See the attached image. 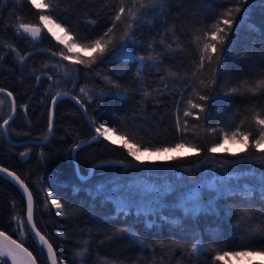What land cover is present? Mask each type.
Masks as SVG:
<instances>
[{
  "label": "trees",
  "instance_id": "trees-1",
  "mask_svg": "<svg viewBox=\"0 0 264 264\" xmlns=\"http://www.w3.org/2000/svg\"><path fill=\"white\" fill-rule=\"evenodd\" d=\"M45 3L56 5L50 13L52 18L70 29L77 43H87L98 38L111 25L119 0H45ZM125 4L139 12L138 3L125 0ZM233 6L231 0H164L162 14L156 10L138 18L135 35L140 46L133 45L129 49L136 56L161 54L159 62H148L151 66L145 67L141 76L137 77L138 64L119 54L111 59L106 55L92 67L65 60L63 64L69 66L71 73L70 78H66L58 63L61 58L51 55L64 46L50 33L44 30L36 41L27 34L15 35V29L21 22L40 25L41 12H49L35 9L27 0H0V57H3L0 60V88L13 93L18 107L16 117L8 126L9 137L15 141L44 139L49 133L51 97L62 91L81 98L87 113L97 124L106 123L117 128L118 134L124 135L142 150L173 148L177 143L199 150V154L155 163L193 165L205 156L213 155L207 152V148L215 143L220 145L226 140L225 135L230 137L237 127L257 133L258 126L253 117L259 113V118L264 119V97L246 93L229 97L231 102L224 103L223 93L245 80L249 82L245 85L247 87L264 73V9L259 5L237 14L243 15L244 19L237 20L230 33V42L225 41L226 70L216 89L221 99L208 102L210 115L206 119L203 114L200 120L183 117L191 92V88L185 90V83L198 61L205 28ZM249 16L251 22L245 23ZM89 19L95 24L89 23ZM253 24L257 26L255 30L252 29ZM123 28L124 24H118L116 41L120 39ZM161 39L164 44L160 43ZM149 43H152L155 52L147 47ZM169 43L174 52L166 51ZM11 46L18 49L19 55L26 56L24 63L19 61L17 53L11 52ZM37 75L41 76L39 82L35 79ZM48 76L52 79L49 80ZM105 76L121 84V91L126 90V98L110 94L116 89L106 83ZM204 77H208L207 71ZM164 83L168 85L167 89ZM193 86L200 87L198 81ZM81 87L85 88L87 96L80 93ZM101 91L106 93L103 98L99 95ZM257 100L261 102L257 103ZM22 105L28 106L26 114ZM10 111L11 100L0 94V118H7ZM178 114L182 122L188 120L184 133L176 130ZM212 128L217 131L212 132ZM93 135L95 133L83 111L67 97L58 99L55 106L54 133L48 142L14 146L0 134V165L15 171L32 191L37 227L53 245L59 261L62 259L65 264H162L157 254L164 252L172 258L185 255L184 264H239L242 257L224 256V253L264 250V236L260 235L264 230V199L258 184L259 164L237 161L234 165L221 168L217 162L210 161L178 177L167 171L171 175L170 184L174 186L175 194L162 209L144 212L118 208L103 193L77 185L83 181L74 171L72 149ZM21 153H28V156L24 159ZM236 154V158L260 155L258 150L251 148ZM75 155L83 176L98 162L133 161L124 146L103 138L100 142L92 141L78 148ZM220 156L235 158L228 153ZM123 168L134 171L133 168L118 165L98 166L90 179L84 182L99 175L122 171ZM210 176L219 177L218 183L227 182L230 189L214 196L197 211L176 203L175 195H184L189 187L185 184L180 186V183L176 186L175 183L182 179L183 183L199 181L201 177ZM48 189L52 190L53 199H60L64 204V217L59 216L54 207L44 206L45 190ZM203 191L210 195V191ZM245 196L251 199L247 200ZM20 216H26V201L22 192L8 179H0V229L23 241L39 264H49L44 250L35 243L30 233L21 235L17 230L14 217ZM238 221L239 227L236 226ZM125 229L137 234L144 243H136L129 234L123 233ZM196 237H202L204 244V251L199 256L193 255L190 250ZM85 242L88 254L81 262L75 254L83 250ZM154 247L158 253L153 252ZM217 255L224 258L217 261ZM6 264L10 263L7 261Z\"/></svg>",
  "mask_w": 264,
  "mask_h": 264
},
{
  "label": "snow or ice",
  "instance_id": "snow-or-ice-1",
  "mask_svg": "<svg viewBox=\"0 0 264 264\" xmlns=\"http://www.w3.org/2000/svg\"><path fill=\"white\" fill-rule=\"evenodd\" d=\"M35 9L47 10L49 14H41L39 15V20L42 22L44 28L47 29L49 33H52L53 36H56L55 32H52V28L50 25H55L57 29H60L64 32V36L68 39L65 40L60 36H56L57 41L61 45H63V49L58 52H52V57L59 56L61 59L59 60L60 67L64 70V75L66 78H70L71 73L69 71V66L64 65L63 61H74L75 64L84 65L86 67H92L98 59L105 58L108 55V58L116 55L125 56L129 61L135 62L138 64L136 76L140 77L143 69L145 67H150L151 65L148 62L157 63L161 59V54L152 55H132L129 49L135 45L137 47L140 46L139 41L135 35V27L138 23V18L140 16H147L150 12L160 10L161 14L163 11L164 0H132L133 4H139V12L129 8L125 4V0H119V5L115 9V13L111 18V25L107 28L106 31L103 32L98 38L92 39L87 43H77V40L72 37L70 29H66L61 23H57L51 16V12L55 10L56 5L53 3H45V0H27ZM233 3V7L227 8L220 17H218L214 22L208 25L204 31V42L202 48L199 49V58L196 62L195 69L191 72V75L187 77L185 83V90L191 88V92L189 93V98L187 100L186 110L183 111V117H195L196 120H200L201 114L204 115L206 119L210 113L208 112L209 101H217L221 99L220 94L217 92V86L221 82V78L226 70V55H227V45L225 44L226 40L230 42V33L233 32V25L237 23L238 19H244L242 14L244 12H248L250 8H254L256 5H259L261 9H264V0H231ZM127 18V19H126ZM251 22V16L245 20V23ZM89 23L95 24L94 20L89 19ZM118 24H124L122 35L118 41L115 40V32ZM256 25H252V29H256ZM42 28L38 26H33L28 23L21 22L19 27L15 29V35L20 36L21 34H27L33 41H36L41 36ZM161 44H164L165 41L161 39ZM179 46V45H178ZM4 47H8V45H4ZM149 49L153 48L152 43L147 45ZM166 51L171 53L174 52L172 48V44H167ZM11 52L17 53L19 61L24 63L26 60V56L19 55L18 49L15 46H11ZM3 57H0L2 60ZM213 61L215 63L213 64ZM47 67V65L45 66ZM53 67H56L54 65ZM156 70L159 71V67H156ZM207 71L208 77H204V73ZM56 74H59V68H57ZM175 75V73H171ZM36 81L39 82L41 80V76L37 75L35 77ZM48 79L51 80L52 76H48ZM161 83L164 82V77L161 78ZM104 80L107 84H110L113 88L116 89L115 92L110 93L112 96L116 98L124 99L126 98V90L124 92L121 91V84L118 81H113L110 77L105 76ZM198 81L199 88L194 87ZM74 83V81H73ZM249 82L245 80L243 83L238 85L237 87H230L227 91L223 93V101L224 103H230L231 101L228 99L229 97H233L235 95H245L246 93H251L253 97H257L258 95L264 97V73H261L259 79L255 80L254 83L248 85ZM165 89H167L168 85L164 83ZM201 90H203V94H201ZM0 93H5L7 97L11 98V111L7 118H0L2 122H0V134H6L8 130V126L10 122L14 119V115L17 111V105L15 98L13 97V93L8 91L5 88H0ZM80 93H83L87 96V92L84 87L80 88ZM100 98H103L106 93L101 91L99 94ZM68 96L67 92L61 93L57 92L55 95L51 97V107L49 108V118H48V131L52 132L53 130V116L54 109L59 99H63ZM195 97V98H193ZM77 105H79L82 109H84L85 113L87 112V108H85L84 103H81V98H77V96L70 97ZM181 99H183V93H181ZM87 102V101H86ZM260 100H257V103H260ZM25 109V114L27 112V105H22ZM255 107V105L253 106ZM260 114L257 113L253 119L258 126V132L253 133L251 131H242L239 127H237L236 131L231 133V136L225 135V139H230L233 143H242L244 144L243 152H247L250 148L258 150L260 155L255 158L252 157H241V164H259L260 171L259 176V187L261 190V198L264 199V119L259 118ZM91 125L94 128L95 135L92 136L91 141L100 142V138L104 140H112V137L117 134L118 130L115 127H109L106 123L97 124L95 119L91 120ZM243 123V121L241 122ZM188 120L184 119L183 122L181 120V116L178 114L176 118V130L178 133H184L187 131ZM212 132H216V128L211 129ZM45 140L48 139L47 136L44 137ZM120 139L123 141L124 146L128 149V155L133 156L135 159L139 160V156L137 153L140 149L135 144H129L128 140L124 135L120 136ZM80 144H76L72 149L74 153L77 148L82 146ZM114 143V141H113ZM177 149L185 147L184 143H177L175 145ZM217 147H219V143L213 144V146L207 148V152L216 153ZM145 151L148 149L145 148ZM170 148H156L155 151H170ZM194 153L199 154V150L195 147L192 148ZM227 151V150H226ZM26 155L25 153H21L23 157ZM237 154H233L235 157ZM74 162V171L77 176L80 177L81 180L85 179V177L81 176L79 173V165L75 161V157H72ZM205 161L216 160L215 156H205ZM237 161L233 160H220L218 164L221 168L225 166H231L236 164ZM10 178L11 181L15 182L16 185L19 186L23 191V195L26 197V216L14 217L16 220L17 230L21 235L25 233L33 234L34 239L38 241L40 248L46 249L48 254V259L51 264H58L57 255L53 248V245L49 242L44 234L41 233L40 229L37 227L36 220L34 218V200L33 193L29 190L27 184H25L24 180L21 179L20 176L16 175L15 172L9 171L8 168L0 167V179ZM255 180V177H253ZM253 189H246V191H252ZM53 193L51 189L45 190V207L50 208L54 207L57 210L59 216L64 217L66 215L64 211V204L60 199H53ZM247 200H250L251 197L245 196ZM50 201V204L48 203ZM239 221L237 222V227H239ZM123 233L129 234L131 238L135 239V242L138 244H143L144 241L139 238L137 234H133L128 232V230H122ZM261 236H264V230L260 232ZM191 253L195 256H199L204 251V244L202 237L194 238V242L190 245ZM88 247L87 242L83 246V250L79 251L75 254L81 262L87 258ZM235 256L236 258L240 257H251L254 255H264V250L261 251H231L225 252L224 256ZM223 256L217 255L215 259L217 261L223 259ZM7 261H10L11 264H38L37 258L33 255L28 248L24 247V242H18L15 239H12L6 232L0 231V264H6ZM59 264H65V262L61 259Z\"/></svg>",
  "mask_w": 264,
  "mask_h": 264
},
{
  "label": "rangeland",
  "instance_id": "rangeland-1",
  "mask_svg": "<svg viewBox=\"0 0 264 264\" xmlns=\"http://www.w3.org/2000/svg\"><path fill=\"white\" fill-rule=\"evenodd\" d=\"M49 27L52 28V32L56 33V36H60L65 40L68 39L64 36V32L60 29H57L54 24L50 25ZM56 36L54 37L56 38ZM120 136L121 135L117 133L112 137L111 142L114 141L115 144L124 146ZM128 143L134 144L129 140ZM244 147L245 146L242 143H233L230 141V139H226L219 145V147H217L216 153H213V155L222 157L220 154H236L241 152ZM262 147H264V145H262ZM170 149L171 150L167 152H158L155 150L145 151L140 149V151L137 153L139 160L135 159L133 156L132 157L140 163L155 164V162H168L180 156L194 154L192 147L189 146L179 149L173 147ZM25 154L26 155L23 156L24 159L28 156V153ZM231 159H236V157ZM148 174H153L154 176L160 175L162 176V179H153L152 181L150 178L151 175L149 176ZM170 177L171 175L169 176L168 173L162 174L157 170H146L141 168V171L139 170L138 172L134 173L130 169L123 168L122 171L118 170L109 174L96 176L92 180L86 182L85 186L92 192L103 193L105 196L111 199L118 208L121 207L127 209L135 208L137 210H146L149 208L154 209L156 204L166 203L173 200L175 193L174 189H172L174 186L170 184V181L172 180ZM218 179L219 177L217 176L201 177L196 183L197 186L192 187L191 190H186V193L183 192L184 195H175V197L177 196L175 198L176 203L185 206L187 209L197 211L199 208L214 198L215 194H213V192L215 193L219 186V183L217 182ZM87 180L89 179H86L85 181ZM183 180L184 179L179 180L178 183H175V185L178 186V184ZM203 189L207 190L208 192L210 191V195H206L205 191H203L205 193L204 194L202 192ZM157 255L162 262H169V264H177L179 260H184V258L182 259L181 254L175 256L174 258L165 255L164 252H161ZM256 263H264V255L242 257L239 264Z\"/></svg>",
  "mask_w": 264,
  "mask_h": 264
},
{
  "label": "bare ground",
  "instance_id": "bare-ground-1",
  "mask_svg": "<svg viewBox=\"0 0 264 264\" xmlns=\"http://www.w3.org/2000/svg\"><path fill=\"white\" fill-rule=\"evenodd\" d=\"M33 26H38V27H41L42 28V32L45 30L47 33H49L44 27H43V25H42V22H41V24L40 25H33ZM42 32H41V34H42ZM51 34V33H50ZM52 35V34H51ZM42 36V35H41ZM41 36L37 39V40H39L40 38H41ZM53 36V35H52ZM54 37V36H53ZM55 38V37H54ZM56 39V38H55ZM64 92H67V91H62L61 93H64ZM67 93H70V92H67ZM71 94H73V93H71ZM74 95V94H73ZM14 96V95H13ZM75 96V95H74ZM15 98V97H14ZM67 98H70V97H67ZM59 99V98H58ZM71 99V98H70ZM79 106V105H78ZM80 107V106H79ZM81 109V108H80ZM17 113H18V107H17V111H16V114H15V117H16V115H17ZM14 117V118H15ZM14 120V119H13ZM12 120V121H13ZM11 121V122H12ZM8 133V132H7ZM53 133H54V131H53ZM53 133L51 134V132H49L48 133V135H47V137H48V139L47 140H45V139H42V140H37V139H25V140H22V141H18V142H24V141H27V142H29V143H27L26 145H29V144H44V143H46V142H48L51 138H52V136H53ZM3 135V134H2ZM4 136V135H3ZM9 136V135H8ZM10 138V137H9ZM4 139H5V137H4ZM11 139V138H10ZM101 139V138H100ZM6 141V140H5ZM11 141H15V140H13V139H11ZM133 158V157H132ZM239 158V157H238ZM252 158H255V157H252ZM204 160V159H203ZM203 160H201V161H203ZM110 161H113V160H110ZM201 161H199V162H196L195 164H193V165H187V166H184V165H170V166H172L173 167V169H171V170H165V169H159V170H157V171H160L162 174L164 173H166L167 171H171V172H173V176L174 177H178V176H180V174H182V173H184V172H189V171H193V170H196V169H198V168H200L201 166H203L204 164H206V163H208V162H210V161H207V162H205L204 164H200L201 163ZM103 162V161H102ZM127 162H136V163H140V162H137L134 158H133V161H127ZM212 162H215V161H212ZM239 162V161H238ZM99 163V162H98ZM218 163V162H217ZM96 164V163H95ZM155 164H161V163H155ZM165 165H167V164H165ZM128 168H133L134 169V173L135 172H138L139 170L141 171V168H136V167H128ZM146 170H150V169H146ZM159 174V173H158ZM175 174H177V175H175ZM82 175V174H81ZM149 176H150V178H151V180L153 181V179H160L162 176H160V175H158V176H154L153 174H148ZM83 176V175H82ZM83 177H85V176H83ZM79 179H80V177H78ZM88 179H90V178H88ZM162 179V178H161ZM86 180V179H85ZM85 180H82L83 182L85 181ZM80 181H81V179H80ZM155 181V180H154ZM78 183L77 185H79V186H83V187H86L85 186V182L84 183ZM184 182V181H183ZM183 182H181L180 183V186L181 185H183V184H185V185H187V187H189L188 189H191L192 187H194V186H196V183L198 182V181H191V180H188V181H185L186 183H183ZM219 186H218V190H216L215 191V193L213 192V194H215L214 196H216V195H220V194H222L223 192H225L226 190H228V189H230L229 187V185L227 184V182H223V183H219L218 184ZM87 188V187H86ZM88 189V188H87ZM107 197V196H106ZM108 198V197H107ZM109 199V198H108ZM109 200H111V199H109ZM111 202H113L112 200H111ZM114 203V202H113ZM169 202H166V203H160V204H156V206H155V208L154 209H146V210H142V211H144V212H149V211H154L155 209H162L163 208V206L164 205H166V204H168ZM34 204H35V202H34ZM121 208V207H120ZM129 209H131V208H129ZM133 209H135V208H133ZM34 210H35V208H34ZM141 211V210H140ZM49 240V239H48ZM153 252L154 253H158V250L154 247V250H153ZM160 253V252H159ZM182 257V259L184 258V260L183 261H180L179 260V262H177V264H184L185 263V261H186V256L185 255H183V256H181ZM59 261V260H58ZM163 264H169V262H165V261H163L162 262Z\"/></svg>",
  "mask_w": 264,
  "mask_h": 264
},
{
  "label": "water",
  "instance_id": "water-1",
  "mask_svg": "<svg viewBox=\"0 0 264 264\" xmlns=\"http://www.w3.org/2000/svg\"><path fill=\"white\" fill-rule=\"evenodd\" d=\"M0 94H4V95H6L5 93H0ZM7 96V95H6ZM71 96H74L73 94H71V93H68V96L67 97H71ZM14 97V96H13ZM10 100H11V98H9ZM16 101V100H15ZM82 103V102H81ZM16 105H17V102H16ZM81 108V107H80ZM55 110V109H54ZM81 110L83 111V114H84V116L86 117V119H87V121L89 122V124L91 125V117L89 116V114L86 112L85 113V111H84V109H82L81 108ZM16 114V113H15ZM14 117H15V115H14ZM91 127H92V129H93V131H94V128H93V126L91 125ZM53 131H54V116H53V130H52V132H51V134L53 133ZM95 133V132H94ZM4 135V137H5V140H6V142L7 143H9V144H11V145H14V146H23V145H26L27 143H29V142H27V141H24V142H18V141H11V139L9 138V136H8V133H6V134H3ZM81 142H83L82 143V146L83 145H85V144H88V143H90V142H92L91 141V139H88V140H84V141H81ZM80 142V143H81ZM79 143V144H80ZM81 146V147H82ZM78 149V148H77ZM76 149V150H77ZM76 152V151H75ZM75 152L73 153L72 152V157L74 156L75 157V161L77 162V159H76V155H75ZM211 156H214V155H211ZM216 157V160H209V161H215V162H218V161H220V160H224L225 158H223V157H217V156H215ZM240 158L241 157H239V158H236L235 160L236 161H240ZM228 160H233V159H228ZM205 162H207V161H205V160H203V161H201V165L202 164H204ZM78 163V162H77ZM107 165H118V166H125V167H136V168H143V169H150V170H159V169H165V170H171V169H173V167L172 166H170V165H165V164H151V163H136V162H127V161H120V160H113V161H103V162H99V163H96V164H94L90 169H89V171H88V174L85 176V179H88V178H90L91 177V175H92V173H93V171H94V169L96 168V167H98V166H107ZM0 167H4V166H2V165H0ZM5 168H7V167H5ZM9 169V168H8ZM9 171H12V172H15V171H13V170H11V169H9ZM79 173H80V175H81V172H80V169H79ZM15 174L16 175H18L16 172H15ZM19 176V175H18ZM82 176V175H81ZM6 179H8L9 181H11V179L10 178H7V177H5ZM22 179V178H21ZM85 179H83V180H85ZM14 185H16L15 184V182H13V181H11ZM26 184V183H25ZM17 187H18V189L22 192V194H23V191H22V189H20L19 188V186L18 185H16ZM29 190H30V188H29ZM31 191V190H30ZM24 196V195H23ZM24 198H25V201H26V197L24 196ZM33 200H34V197H33ZM34 208H35V204H34ZM0 231H3V230H1L0 229ZM5 232V231H4ZM7 233V232H6ZM42 233V232H41ZM8 234V233H7ZM43 234V233H42ZM9 236H11L12 237V239H15V240H17L16 238H14L12 235H10V234H8ZM30 235L32 236V238H33V240L35 241V243L39 246V244H38V241L36 240V239H34V237H33V234H31L30 233ZM47 238V237H46ZM48 239V238H47ZM18 241V240H17ZM18 242H20V241H18ZM50 242V241H49ZM51 243V242H50ZM24 247H26L25 245H24ZM40 247V246H39ZM26 248H28V247H26ZM54 248V247H53ZM28 250L29 251H31L29 248H28ZM44 250V252H45V254H46V256H47V259H48V254H47V251H46V249H43ZM55 250V249H54ZM32 252V251H31ZM56 252V251H55ZM34 255V254H33ZM56 255H57V253H56ZM35 256V255H34ZM48 261H49V259H48ZM57 261H58V256H57ZM10 264H11V262L10 261H8ZM39 264V263H38ZM49 264H51V262L49 261ZM58 264H59V261H58ZM256 264H264V263H256Z\"/></svg>",
  "mask_w": 264,
  "mask_h": 264
}]
</instances>
